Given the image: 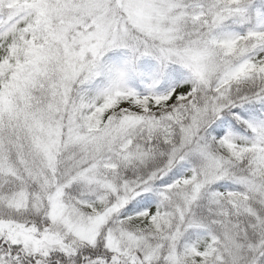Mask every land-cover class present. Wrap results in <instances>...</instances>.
I'll return each mask as SVG.
<instances>
[{"label": "snow or ice", "instance_id": "snow-or-ice-1", "mask_svg": "<svg viewBox=\"0 0 264 264\" xmlns=\"http://www.w3.org/2000/svg\"><path fill=\"white\" fill-rule=\"evenodd\" d=\"M0 264H264V0H0Z\"/></svg>", "mask_w": 264, "mask_h": 264}]
</instances>
